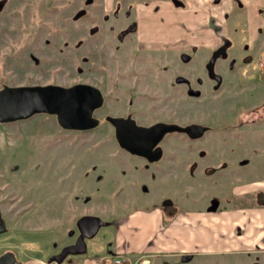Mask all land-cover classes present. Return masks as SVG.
I'll use <instances>...</instances> for the list:
<instances>
[{
    "label": "rangeland",
    "instance_id": "rangeland-1",
    "mask_svg": "<svg viewBox=\"0 0 264 264\" xmlns=\"http://www.w3.org/2000/svg\"><path fill=\"white\" fill-rule=\"evenodd\" d=\"M136 1L0 0V88L81 80L104 93L94 113L99 124L89 129L63 128L55 113L44 112L0 122L7 225L0 254L10 248L15 264L34 256L61 260L53 256L76 242L83 213L105 221L85 237V251L105 257L117 254L113 242L126 220L139 217L145 232L155 206L167 224L166 213L217 206L236 198V185L264 181V27L261 38L244 28L231 32L214 60L200 62L195 47L184 58L182 50L139 46L127 28ZM106 114H131L143 124L198 121L207 130L195 137L169 131L159 141L162 157L149 161L117 143ZM259 193L264 197V184L247 199ZM179 241L189 245V234ZM155 252H142L137 264H264L263 248L241 251L235 242L221 252ZM70 255L62 260H75Z\"/></svg>",
    "mask_w": 264,
    "mask_h": 264
},
{
    "label": "crops",
    "instance_id": "crops-1",
    "mask_svg": "<svg viewBox=\"0 0 264 264\" xmlns=\"http://www.w3.org/2000/svg\"><path fill=\"white\" fill-rule=\"evenodd\" d=\"M130 15L139 46L148 50L169 48V52L182 50L184 58L189 56L188 49L195 47L199 52L197 59L203 62L214 60L215 50L235 30L244 28L247 34L259 35L264 27V0H137ZM261 44H264V36ZM263 182L261 179L256 184L236 185V198L219 201L217 206L204 202L203 209L166 213V217H170L167 224L163 222L165 211L155 206L156 210L147 211L145 216V232L138 229L139 217L130 218L123 223L113 242L117 254L102 257L86 251L72 252L70 256L75 260L62 261L34 256L22 264H119L115 257L135 260L149 249L155 250L157 255L162 251L198 254L200 251L221 252L234 242L241 251L251 247L264 249V197L259 193L254 200L247 199L260 190ZM158 219L162 221L161 227L152 230L149 226ZM127 232L131 234L128 239ZM186 233L189 245L179 241Z\"/></svg>",
    "mask_w": 264,
    "mask_h": 264
},
{
    "label": "water",
    "instance_id": "water-1",
    "mask_svg": "<svg viewBox=\"0 0 264 264\" xmlns=\"http://www.w3.org/2000/svg\"><path fill=\"white\" fill-rule=\"evenodd\" d=\"M104 100V93L94 82L78 80L72 84L48 83L3 84L0 88V122L24 119L41 112L54 114L63 128L89 129L99 124L95 111ZM113 124L116 141L130 153L156 161L162 157L161 139L169 131H186L191 137L202 135L207 127L198 121L178 124L157 119L140 123L131 114L105 115ZM79 234L76 242L63 247L55 257L62 259L69 253L85 251L86 239L93 237L105 221L99 214H86L76 220ZM0 212V233L6 231ZM16 254L10 248L0 254V264H15Z\"/></svg>",
    "mask_w": 264,
    "mask_h": 264
},
{
    "label": "built area",
    "instance_id": "built-area-1",
    "mask_svg": "<svg viewBox=\"0 0 264 264\" xmlns=\"http://www.w3.org/2000/svg\"><path fill=\"white\" fill-rule=\"evenodd\" d=\"M258 61H260L261 63H264V48L260 51V56H258ZM116 260L117 263L119 264H137V258L135 260H124L121 257L117 256L114 258Z\"/></svg>",
    "mask_w": 264,
    "mask_h": 264
},
{
    "label": "flooded vegetation",
    "instance_id": "flooded-vegetation-1",
    "mask_svg": "<svg viewBox=\"0 0 264 264\" xmlns=\"http://www.w3.org/2000/svg\"><path fill=\"white\" fill-rule=\"evenodd\" d=\"M130 27H132V23H130V22L128 23L127 22V28H130ZM182 54H183V52H182ZM183 56H184V54H183Z\"/></svg>",
    "mask_w": 264,
    "mask_h": 264
},
{
    "label": "trees",
    "instance_id": "trees-1",
    "mask_svg": "<svg viewBox=\"0 0 264 264\" xmlns=\"http://www.w3.org/2000/svg\"><path fill=\"white\" fill-rule=\"evenodd\" d=\"M52 258V257H51ZM53 258H56L55 256H53ZM62 260V259H61Z\"/></svg>",
    "mask_w": 264,
    "mask_h": 264
}]
</instances>
